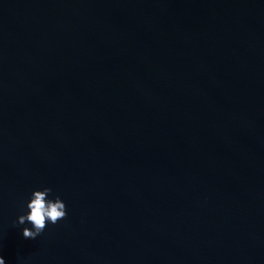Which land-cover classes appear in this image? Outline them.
Returning <instances> with one entry per match:
<instances>
[{"label":"water","instance_id":"95a60500","mask_svg":"<svg viewBox=\"0 0 264 264\" xmlns=\"http://www.w3.org/2000/svg\"><path fill=\"white\" fill-rule=\"evenodd\" d=\"M0 257L264 264V0H0Z\"/></svg>","mask_w":264,"mask_h":264},{"label":"clouds","instance_id":"9594fccd","mask_svg":"<svg viewBox=\"0 0 264 264\" xmlns=\"http://www.w3.org/2000/svg\"><path fill=\"white\" fill-rule=\"evenodd\" d=\"M52 189L45 187L41 191H33L31 199L27 202V213L20 215L16 223L24 225L26 222L31 224V228L24 227L22 235L25 239H36L50 224H56L67 215L66 206L59 197L48 199ZM0 264L4 260L0 257Z\"/></svg>","mask_w":264,"mask_h":264}]
</instances>
